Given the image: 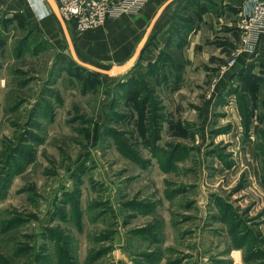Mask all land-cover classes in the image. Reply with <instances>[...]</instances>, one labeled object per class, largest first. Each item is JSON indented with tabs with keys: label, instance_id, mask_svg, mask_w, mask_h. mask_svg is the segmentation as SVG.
Wrapping results in <instances>:
<instances>
[{
	"label": "rangeland",
	"instance_id": "1",
	"mask_svg": "<svg viewBox=\"0 0 264 264\" xmlns=\"http://www.w3.org/2000/svg\"><path fill=\"white\" fill-rule=\"evenodd\" d=\"M27 1L57 33L0 10V264H264V65H230L243 36L206 75L185 71L184 41L148 36L107 77L71 65L46 0ZM103 1L84 32L125 14ZM250 43L256 56L264 36ZM88 52L75 54L109 70L135 50Z\"/></svg>",
	"mask_w": 264,
	"mask_h": 264
},
{
	"label": "crops",
	"instance_id": "2",
	"mask_svg": "<svg viewBox=\"0 0 264 264\" xmlns=\"http://www.w3.org/2000/svg\"><path fill=\"white\" fill-rule=\"evenodd\" d=\"M14 1L0 0V10L5 8L10 13L18 11L24 14L29 23L37 27L46 39L47 36H56L57 31L51 27V13L47 6H40L39 3L32 6L27 0ZM167 1L169 0H149L135 14L125 13L108 19L96 30L81 33L73 25L67 26L70 36L74 34L78 37L77 41L72 40L74 50L79 55L92 51L93 57L104 62L123 63L136 51L158 15L148 31V36H152L150 40L154 36H170L171 50L178 48L179 42L184 41L180 52L184 62L188 63L185 71L189 72L202 65L213 67L211 63L212 66L208 64V58L219 62L224 58L225 50L235 48L232 37L229 36H242L241 23L248 11V0H208L212 3H208L210 5L200 0L203 3L198 6L195 0H173L159 12ZM260 33L262 35L259 36H264V32ZM155 51L157 50L153 49L152 52ZM236 52L239 54L235 60L237 66L264 65V44L256 56L249 55L243 46ZM196 72L204 75L208 73L205 69H197Z\"/></svg>",
	"mask_w": 264,
	"mask_h": 264
},
{
	"label": "built area",
	"instance_id": "3",
	"mask_svg": "<svg viewBox=\"0 0 264 264\" xmlns=\"http://www.w3.org/2000/svg\"><path fill=\"white\" fill-rule=\"evenodd\" d=\"M58 6V11L65 23L73 22L75 30L84 32L87 29L97 27L103 23L109 12L108 4L103 0H55ZM139 3V0H134L129 3V0L124 1L119 9L121 13H130L133 5ZM248 11L246 17L241 23V31L243 36L244 49L247 51L253 50L250 43V36L262 35L264 32V0H248ZM116 14V13H110ZM236 57L231 60L230 65L235 63Z\"/></svg>",
	"mask_w": 264,
	"mask_h": 264
},
{
	"label": "water",
	"instance_id": "4",
	"mask_svg": "<svg viewBox=\"0 0 264 264\" xmlns=\"http://www.w3.org/2000/svg\"><path fill=\"white\" fill-rule=\"evenodd\" d=\"M173 0H169L166 2V4H164L162 6V8L159 10V12L170 2H172ZM48 6L50 7L53 15L55 16L56 20L58 21V23L60 24L61 28H62V31H63V34H64V37H65V40H66V43H67V46H68V50H69V53H70V56L72 58V60L80 67H83L85 69H88L90 71H93L95 73H99L101 75H104V76H107V77H112L113 74L111 73L112 71L115 72V75L117 74H124L126 73L128 70H130V68L134 65V62H136L138 60V58L140 57L143 49H144V46H145V43H146V40H147V37H148V31L150 30V28L152 27L153 23L156 21L157 19V16L153 19V22L152 24L150 25V27L148 28V31L147 33L143 36L142 40L140 41V43L138 44L137 46V49L134 53V55L131 57V59L124 65L122 66H116V67H113L112 69H109V70H103V69H100V68H96L92 65H89V64H86V63H83L81 61L78 60L76 54H75V50H74V46H73V43H72V39H71V36H70V33H69V30H68V27H67V24L65 23V21L63 20V18L61 17V15L59 14V11H58V7H57V4L54 0H46Z\"/></svg>",
	"mask_w": 264,
	"mask_h": 264
},
{
	"label": "trees",
	"instance_id": "5",
	"mask_svg": "<svg viewBox=\"0 0 264 264\" xmlns=\"http://www.w3.org/2000/svg\"><path fill=\"white\" fill-rule=\"evenodd\" d=\"M144 49H145V47H144ZM144 49H143V51H144ZM143 51H142V52H143ZM141 54H142V53H141ZM71 65H73L74 67H76V68H78V69H80V70H83V71H85V72L88 71L87 69L78 66V65H77L72 59H71ZM134 69H135V68H134ZM90 72H91V71H90ZM90 72L88 71L89 74H91Z\"/></svg>",
	"mask_w": 264,
	"mask_h": 264
},
{
	"label": "bare ground",
	"instance_id": "6",
	"mask_svg": "<svg viewBox=\"0 0 264 264\" xmlns=\"http://www.w3.org/2000/svg\"><path fill=\"white\" fill-rule=\"evenodd\" d=\"M55 2H56V1H55ZM56 4H57V3H56ZM57 7H58V6H57ZM111 73H112L113 75H115V72H114V71H112Z\"/></svg>",
	"mask_w": 264,
	"mask_h": 264
}]
</instances>
